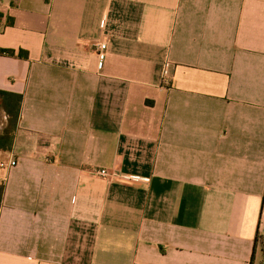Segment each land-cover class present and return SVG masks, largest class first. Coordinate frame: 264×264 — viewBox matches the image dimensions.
<instances>
[{"label": "crops", "instance_id": "1", "mask_svg": "<svg viewBox=\"0 0 264 264\" xmlns=\"http://www.w3.org/2000/svg\"><path fill=\"white\" fill-rule=\"evenodd\" d=\"M0 50V264H264V0H0Z\"/></svg>", "mask_w": 264, "mask_h": 264}, {"label": "trees", "instance_id": "2", "mask_svg": "<svg viewBox=\"0 0 264 264\" xmlns=\"http://www.w3.org/2000/svg\"><path fill=\"white\" fill-rule=\"evenodd\" d=\"M0 55H7V56H14V51L10 50H0ZM23 97L16 94L6 93L0 91V110L4 111L6 116L8 117V124L5 130L0 134V150L8 151L11 148V133L15 130L21 112V105H22ZM4 196V186L0 185V207L3 202ZM262 212H264V196H263V203H262ZM258 240L262 241L263 251H264V237H258L255 242L258 243Z\"/></svg>", "mask_w": 264, "mask_h": 264}, {"label": "built area", "instance_id": "3", "mask_svg": "<svg viewBox=\"0 0 264 264\" xmlns=\"http://www.w3.org/2000/svg\"><path fill=\"white\" fill-rule=\"evenodd\" d=\"M96 49L99 55V58L101 60H103L106 56V52H107V45L104 42L101 43H97L96 44ZM169 67L170 64H166L165 69H164V73H163V80H162V84L163 86H167V84L169 83ZM18 162L15 159H11L7 162H0V170H11L13 168H15L17 166ZM95 175H97L100 178H112L114 175L110 174L107 170L105 169H97L95 170ZM125 179H129V180H140V178L137 177H126Z\"/></svg>", "mask_w": 264, "mask_h": 264}, {"label": "rangeland", "instance_id": "4", "mask_svg": "<svg viewBox=\"0 0 264 264\" xmlns=\"http://www.w3.org/2000/svg\"><path fill=\"white\" fill-rule=\"evenodd\" d=\"M5 124H6V118L0 110V131L3 130Z\"/></svg>", "mask_w": 264, "mask_h": 264}]
</instances>
